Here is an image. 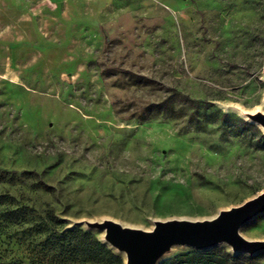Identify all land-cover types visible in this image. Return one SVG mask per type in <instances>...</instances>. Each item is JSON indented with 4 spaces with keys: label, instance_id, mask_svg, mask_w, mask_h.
Segmentation results:
<instances>
[{
    "label": "rangeland",
    "instance_id": "374dc122",
    "mask_svg": "<svg viewBox=\"0 0 264 264\" xmlns=\"http://www.w3.org/2000/svg\"><path fill=\"white\" fill-rule=\"evenodd\" d=\"M229 105L264 111V0H0V195L60 228L148 229L264 190V132ZM242 235L264 240V214Z\"/></svg>",
    "mask_w": 264,
    "mask_h": 264
},
{
    "label": "water",
    "instance_id": "95a60500",
    "mask_svg": "<svg viewBox=\"0 0 264 264\" xmlns=\"http://www.w3.org/2000/svg\"><path fill=\"white\" fill-rule=\"evenodd\" d=\"M242 116L264 130V111H244ZM262 214L264 190L210 217L152 219L148 229L104 218L72 221L69 228L80 226L102 235L99 241L121 257L123 264H160L173 249L204 251L224 246L233 255L264 253V240L242 235V228Z\"/></svg>",
    "mask_w": 264,
    "mask_h": 264
},
{
    "label": "trees",
    "instance_id": "16d2710c",
    "mask_svg": "<svg viewBox=\"0 0 264 264\" xmlns=\"http://www.w3.org/2000/svg\"><path fill=\"white\" fill-rule=\"evenodd\" d=\"M61 224L51 211L41 216L33 208L0 195V264H23L7 252L8 246L21 245H26L25 249L29 246L32 253V261L26 264H123L122 258L91 232L80 227L60 228ZM12 227L20 228L16 235L8 231ZM26 239H30L29 244ZM242 259L241 255H231L222 248H212L182 252L161 264H240Z\"/></svg>",
    "mask_w": 264,
    "mask_h": 264
},
{
    "label": "bare ground",
    "instance_id": "6f19581e",
    "mask_svg": "<svg viewBox=\"0 0 264 264\" xmlns=\"http://www.w3.org/2000/svg\"><path fill=\"white\" fill-rule=\"evenodd\" d=\"M226 109L228 110H232V111H234V112H237L238 114H240V115H243V113H244V111L245 110H242V109H240L239 107H237L236 105H229V106H227L226 107ZM251 112H253V111H251ZM261 131L262 132H264V130H262L261 129ZM99 235V238H101L102 237V235H100V234H98ZM177 249H173V250H171V252L167 255V256H170V255H172L175 251H176Z\"/></svg>",
    "mask_w": 264,
    "mask_h": 264
}]
</instances>
